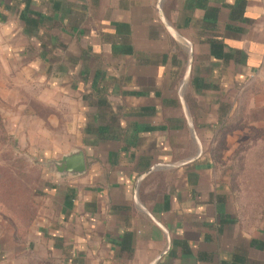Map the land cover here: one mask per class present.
<instances>
[{
  "label": "crops",
  "instance_id": "obj_1",
  "mask_svg": "<svg viewBox=\"0 0 264 264\" xmlns=\"http://www.w3.org/2000/svg\"><path fill=\"white\" fill-rule=\"evenodd\" d=\"M27 8L40 29L26 28L23 7L0 23V67L34 86L27 98L42 109L9 123L43 119L26 132L47 142L44 96L74 102L78 136L64 154L82 150L86 173H46L25 238L0 216V264H264V205L237 202L259 193L240 192L212 154L249 115L264 117V0Z\"/></svg>",
  "mask_w": 264,
  "mask_h": 264
},
{
  "label": "rangeland",
  "instance_id": "obj_2",
  "mask_svg": "<svg viewBox=\"0 0 264 264\" xmlns=\"http://www.w3.org/2000/svg\"><path fill=\"white\" fill-rule=\"evenodd\" d=\"M1 32L0 29V35ZM1 55L0 50V59ZM2 70L0 67V116L3 118L5 132L0 133V211L4 216L12 219L11 222L8 220V223L2 218L9 227L18 230V234L23 239L32 222L28 223V219L33 215V206L36 207L33 200L37 195L32 191L42 189L46 173H49L42 163L46 162L45 158H48L50 151L52 156L58 157L70 150L74 142L73 138L78 136L73 115L75 103L69 100L62 103L56 96H44L48 98L46 103L53 112H49L47 116L49 118L47 127L50 128L46 132L50 136L47 142H41L45 135L26 132L28 125L30 128L36 127L37 121L43 119L31 117L29 119L26 115H22L20 122H16L12 130V124L8 119L12 120V116H16L18 111L23 113L30 110L39 113L42 108L40 104H34L27 98L28 94L31 95L34 86L13 84L4 77ZM36 87L39 88L38 85ZM258 118H260L258 122L264 120V117L249 115L237 131L225 136L224 142L213 145L212 154L217 158L218 165L226 171H234L237 174L239 179L234 185L238 186L240 192L249 193L251 189L253 191L256 189L259 193L251 196L243 195L237 202L243 205L250 204V200L258 202L260 209L261 205H264V131L255 130L256 126L253 122L256 123L255 120ZM16 127H23L25 131H16ZM24 141L27 142L22 143ZM63 143L64 145H61ZM231 183L233 184V180Z\"/></svg>",
  "mask_w": 264,
  "mask_h": 264
},
{
  "label": "water",
  "instance_id": "obj_3",
  "mask_svg": "<svg viewBox=\"0 0 264 264\" xmlns=\"http://www.w3.org/2000/svg\"><path fill=\"white\" fill-rule=\"evenodd\" d=\"M42 165L58 180L81 177L86 173L85 155L80 149H73L60 159L47 160Z\"/></svg>",
  "mask_w": 264,
  "mask_h": 264
},
{
  "label": "trees",
  "instance_id": "obj_4",
  "mask_svg": "<svg viewBox=\"0 0 264 264\" xmlns=\"http://www.w3.org/2000/svg\"><path fill=\"white\" fill-rule=\"evenodd\" d=\"M28 5H29V0H8V2L6 1L5 3L1 1L0 3V23H7L8 21H10L9 18L11 17V15L14 13H18L20 9L23 7V10L21 11V14H20V19L23 20L26 28H30L31 30H34V31H39L40 26H41V21L40 19H38L37 16L31 13L30 14L27 13ZM4 132H5V129H4V124H3V118L0 116V133L3 134ZM32 192L33 194H36V195L42 194L40 191H32ZM33 209H34L33 215L29 217L28 223H30L35 216V213H36L35 205L33 206ZM0 216L4 220L6 219V222H8V220H10L11 222L12 220L4 216V214L1 211H0Z\"/></svg>",
  "mask_w": 264,
  "mask_h": 264
}]
</instances>
